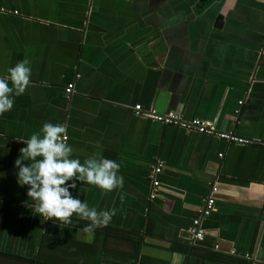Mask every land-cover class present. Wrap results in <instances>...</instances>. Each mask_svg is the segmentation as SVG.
I'll use <instances>...</instances> for the list:
<instances>
[{
  "label": "crops",
  "instance_id": "0c3cea01",
  "mask_svg": "<svg viewBox=\"0 0 264 264\" xmlns=\"http://www.w3.org/2000/svg\"><path fill=\"white\" fill-rule=\"evenodd\" d=\"M24 58L30 83L0 114V260L29 264L47 235L50 260L264 264V0H0V77ZM137 105L252 143L141 119ZM44 122L65 126L70 158L99 150L119 163L122 186L70 189L114 210L106 226L44 220L17 185L20 140ZM213 188L207 235L193 244Z\"/></svg>",
  "mask_w": 264,
  "mask_h": 264
},
{
  "label": "clouds",
  "instance_id": "9594fccd",
  "mask_svg": "<svg viewBox=\"0 0 264 264\" xmlns=\"http://www.w3.org/2000/svg\"><path fill=\"white\" fill-rule=\"evenodd\" d=\"M7 72L8 75L0 77V114L10 111L14 98L22 95L29 85L28 59L20 60ZM66 139L63 124L44 122L38 131L20 140L25 146L19 149V156L14 160L16 183L27 186L32 209L44 220L55 219L64 224L72 223L74 218L86 220L84 231L91 232L106 226L115 212L113 209L98 211L85 200L81 202V186L75 196L70 189H77V182H82L81 185L110 192L122 186L123 179L118 174L120 165L105 158L99 150L86 156L83 163L78 158H70L73 149Z\"/></svg>",
  "mask_w": 264,
  "mask_h": 264
},
{
  "label": "built area",
  "instance_id": "2783aa9c",
  "mask_svg": "<svg viewBox=\"0 0 264 264\" xmlns=\"http://www.w3.org/2000/svg\"><path fill=\"white\" fill-rule=\"evenodd\" d=\"M73 86H69L66 90V94L69 96L73 93ZM242 104V103H240ZM134 113L136 117L145 119V120H151L154 122H158L164 125H173L177 126L179 128H182L184 130H187L189 132H196L199 134H203L210 137H215L220 140L226 141L230 144L235 145H248L252 142L239 138L235 136L232 132H222L218 131L213 123L202 121V120H193V121H184L180 116H178L175 113H169L166 115L159 114L155 109L149 108L145 109L142 108V106L137 105L134 108ZM222 157V155H220ZM163 163L159 162L158 165H156L152 175L151 179L154 183V186H157L156 178L158 175H160L163 171ZM218 193L217 188H213L211 194L207 196L202 204V206L199 208V218L193 220L192 225L189 229V234L191 239H193L195 242H199L204 240L205 236L207 235V231L202 227V221L204 219H208L211 214L214 211L215 205H216V194ZM219 247L216 246V250H218Z\"/></svg>",
  "mask_w": 264,
  "mask_h": 264
},
{
  "label": "trees",
  "instance_id": "16d2710c",
  "mask_svg": "<svg viewBox=\"0 0 264 264\" xmlns=\"http://www.w3.org/2000/svg\"><path fill=\"white\" fill-rule=\"evenodd\" d=\"M52 241L50 240L49 236L47 235H42L39 241V245H38V253L35 256V258L33 259L34 264H85V262L81 261L80 259H76L74 261H67L66 259H51L49 255L50 252H52ZM4 255V254H3ZM135 256V258H138V254L136 253L135 255L133 254L132 257V262L131 264H138L139 261H134L135 258L133 257ZM4 257H10L11 261H15V262H20V261H24L23 259L19 258V257H15V256H8V255H4ZM247 257V256H246ZM122 258V257H121ZM33 261H29V264H33ZM27 262V261H25ZM24 264V263H23ZM116 264H119L118 262H116ZM123 264V263H121Z\"/></svg>",
  "mask_w": 264,
  "mask_h": 264
},
{
  "label": "rangeland",
  "instance_id": "374dc122",
  "mask_svg": "<svg viewBox=\"0 0 264 264\" xmlns=\"http://www.w3.org/2000/svg\"><path fill=\"white\" fill-rule=\"evenodd\" d=\"M0 264H20V262H15V261H11V260H0Z\"/></svg>",
  "mask_w": 264,
  "mask_h": 264
},
{
  "label": "water",
  "instance_id": "95a60500",
  "mask_svg": "<svg viewBox=\"0 0 264 264\" xmlns=\"http://www.w3.org/2000/svg\"><path fill=\"white\" fill-rule=\"evenodd\" d=\"M218 24H219V25H222V18L219 19Z\"/></svg>",
  "mask_w": 264,
  "mask_h": 264
},
{
  "label": "flooded vegetation",
  "instance_id": "af4514ba",
  "mask_svg": "<svg viewBox=\"0 0 264 264\" xmlns=\"http://www.w3.org/2000/svg\"><path fill=\"white\" fill-rule=\"evenodd\" d=\"M191 242L194 244V243H196L193 239H191Z\"/></svg>",
  "mask_w": 264,
  "mask_h": 264
}]
</instances>
